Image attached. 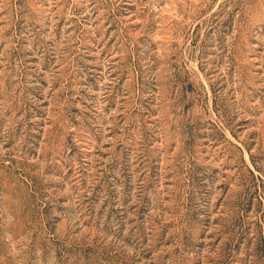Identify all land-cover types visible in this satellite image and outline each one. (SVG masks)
Listing matches in <instances>:
<instances>
[{"label":"rangeland","instance_id":"rangeland-1","mask_svg":"<svg viewBox=\"0 0 264 264\" xmlns=\"http://www.w3.org/2000/svg\"><path fill=\"white\" fill-rule=\"evenodd\" d=\"M0 264H264V0H0Z\"/></svg>","mask_w":264,"mask_h":264}]
</instances>
